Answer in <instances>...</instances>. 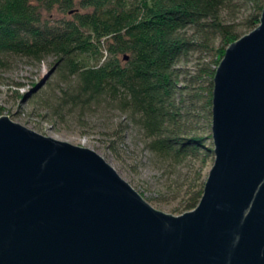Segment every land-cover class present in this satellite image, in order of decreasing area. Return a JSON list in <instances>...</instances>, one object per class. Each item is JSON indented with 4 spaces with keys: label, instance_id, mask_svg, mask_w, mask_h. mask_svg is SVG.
<instances>
[{
    "label": "water",
    "instance_id": "obj_1",
    "mask_svg": "<svg viewBox=\"0 0 264 264\" xmlns=\"http://www.w3.org/2000/svg\"><path fill=\"white\" fill-rule=\"evenodd\" d=\"M212 94L197 204H152L96 149L0 114V264H264V6Z\"/></svg>",
    "mask_w": 264,
    "mask_h": 264
},
{
    "label": "trees",
    "instance_id": "obj_2",
    "mask_svg": "<svg viewBox=\"0 0 264 264\" xmlns=\"http://www.w3.org/2000/svg\"><path fill=\"white\" fill-rule=\"evenodd\" d=\"M238 2L0 0V66H8L15 55L41 59L52 53L64 79L72 75L75 80L63 87L57 108L66 102L88 105L116 98L139 124L146 146L162 164L172 166L173 171L184 160H198L187 181L175 182L179 189L185 183L183 210L189 209L203 192V168L212 149L206 144L211 131L206 135L191 118L204 117L210 128L216 67L227 44L242 34L238 21L227 18L223 11ZM251 2L242 24L254 27L264 0ZM54 5L73 15L62 19L46 16L44 9ZM187 24L194 27L190 35L184 34ZM190 49H198L199 54L194 69L184 71L185 78L189 75L182 86L176 64ZM188 86L195 88L193 94Z\"/></svg>",
    "mask_w": 264,
    "mask_h": 264
},
{
    "label": "rangeland",
    "instance_id": "obj_3",
    "mask_svg": "<svg viewBox=\"0 0 264 264\" xmlns=\"http://www.w3.org/2000/svg\"><path fill=\"white\" fill-rule=\"evenodd\" d=\"M237 4L229 10L224 9L223 13L227 18L236 19L243 33L253 27L242 24L252 7V2L239 0ZM72 13L59 5H54L51 10L44 9L46 16L58 19L71 17ZM186 27L184 34L193 33V26L187 24ZM220 42L222 40L218 41ZM102 49L104 53L108 52L104 46ZM92 53L96 55L98 51L94 50ZM198 54V49H190L180 55L176 64L177 68L179 67L180 85L187 84L189 74L185 78L184 71L186 68L194 69ZM55 60L56 57L52 53L41 59L15 55L8 66H0V114L8 113L15 120L38 131L96 149L152 204L174 213L184 211L183 197L186 185L182 184L179 189L175 182L187 181L190 174L192 176L195 173L198 160H184L175 165L173 171L172 166L162 164L161 160L156 159L154 151L146 146L145 136L139 124L129 118L128 111L118 105L115 97L88 105L66 102L57 108L63 87L67 88L69 83L73 85L75 80L72 75L65 80ZM15 81L21 83L17 85ZM186 89L193 94L195 88L188 86ZM186 89L184 91H187ZM176 95L175 100L178 103L179 94ZM188 103L190 102L187 99L186 104ZM191 119L192 123L197 122L196 126L201 128V131L204 129L206 135L211 131V135L206 138V144L212 149L202 174L206 179L215 160L212 127L210 125L209 128L204 117Z\"/></svg>",
    "mask_w": 264,
    "mask_h": 264
}]
</instances>
